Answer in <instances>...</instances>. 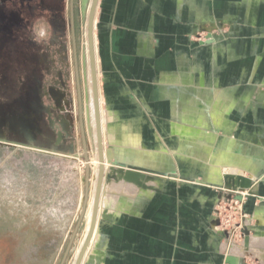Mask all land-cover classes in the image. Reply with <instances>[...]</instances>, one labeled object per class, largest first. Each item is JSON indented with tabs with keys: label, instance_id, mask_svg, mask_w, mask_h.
Instances as JSON below:
<instances>
[{
	"label": "rangeland",
	"instance_id": "374dc122",
	"mask_svg": "<svg viewBox=\"0 0 264 264\" xmlns=\"http://www.w3.org/2000/svg\"><path fill=\"white\" fill-rule=\"evenodd\" d=\"M70 1L0 0V264H60L80 216L85 195V160L78 123L73 46L75 44L83 106L82 43L89 0H73V29ZM218 29L214 36L201 29L191 39L207 43L212 39L217 42L233 39L240 43L239 60L233 66L226 62L216 73L210 72L212 80L205 83L214 97L222 90H233L237 99L233 111L227 110L232 102L227 103L223 118L206 116L210 129L206 141L219 143L224 150L229 144H244L251 163L244 167L238 165L239 168L231 160L222 163L214 155L205 160L196 153V162L176 164V169L169 174L144 172L151 179H145L143 183L151 187L146 182L159 178L160 187L171 180L177 193L188 185L207 189L209 201L205 212L197 207V196L187 201L177 196V222L188 210H193L196 215H206V227L220 244L221 264H227L229 255L237 258L236 264H264V18L241 21L234 35L231 24L225 20L224 26ZM95 32L98 44L97 30ZM212 103L206 107L208 113L212 112ZM103 104L106 105L104 98ZM221 106L220 110L226 105ZM113 116L108 121L110 129L105 147L114 143L119 146L115 147L117 150H124L121 155L127 153L123 155L127 158H123L119 150L112 147L118 160L122 158L121 161L131 164L139 161L135 165L150 164L152 158L147 156L150 151L141 150L135 136L125 130L130 128L132 120ZM68 117L72 124L65 127L63 119ZM158 119L161 117L145 115L137 122L145 123L148 130L145 134H150L149 129ZM179 119L180 123H175L184 124V118ZM190 119L185 117V120ZM84 129L89 158L87 212L94 184L92 166L95 165L91 163L94 153L85 119ZM59 131L62 136L58 141ZM187 133L190 137L199 134L197 131ZM177 135L183 137L185 134L178 132ZM247 141L252 145L249 146ZM161 144L159 137L147 140L149 150L167 151V147ZM203 145L201 148L206 147ZM186 152L179 150L176 154L182 156ZM107 162L104 171L108 166V173L117 169L109 160ZM96 163L98 168L99 160ZM221 165H228L230 169ZM211 167L220 170L216 180L205 177ZM236 167L240 171L234 172ZM189 168L197 175L188 176ZM238 176L249 178V186L240 187ZM111 179L106 178L107 183L103 180L105 188L118 181L124 183L119 191L127 185H134L118 177V181ZM105 196L108 200L111 198ZM112 200L114 203L116 198ZM114 204L103 208H112ZM103 208L101 214H104ZM86 212L64 264H74L75 251L85 233L81 247L84 243L90 221ZM98 233L99 230L83 264L87 263L89 253L94 249L92 246ZM254 237L260 241L251 244ZM241 249L251 253L245 254Z\"/></svg>",
	"mask_w": 264,
	"mask_h": 264
},
{
	"label": "crops",
	"instance_id": "0c3cea01",
	"mask_svg": "<svg viewBox=\"0 0 264 264\" xmlns=\"http://www.w3.org/2000/svg\"><path fill=\"white\" fill-rule=\"evenodd\" d=\"M259 18H264V0H100L96 30L105 106L115 117L132 120L126 130L141 150L151 152L147 156L152 162L144 167L169 174L176 164L196 162V153L205 160L209 156L222 163L231 160L237 167L251 163L244 144H229L224 150L219 143L206 141L210 130L206 116H224L228 102L232 105L227 110H235L237 97L233 90H222L214 97L205 83L212 80L210 72L239 60L240 43L233 39L196 42L191 37L201 29L214 36L224 20L234 35L241 21ZM222 104L226 106L220 110ZM145 115L161 117L150 134H145V123L137 122ZM186 116L191 119L185 120ZM179 118H184V124L175 123H180ZM188 131L199 134L190 137ZM178 132L186 136L179 137ZM153 137H159L167 151L149 150L147 140ZM203 144L206 147L201 148ZM179 150L187 152L177 156ZM237 167L234 172L240 171ZM186 173L197 175L192 168ZM219 174V168L211 167L205 177L216 180ZM146 183L151 187L127 185L116 191L115 204L111 196L108 203L114 206L103 208L86 264H221L220 244L206 227V215L188 210L177 222V196L186 201L197 196V207L206 211L208 190L188 185L177 193L171 180L160 187L159 178ZM254 240L251 244L259 242Z\"/></svg>",
	"mask_w": 264,
	"mask_h": 264
},
{
	"label": "bare ground",
	"instance_id": "6f19581e",
	"mask_svg": "<svg viewBox=\"0 0 264 264\" xmlns=\"http://www.w3.org/2000/svg\"><path fill=\"white\" fill-rule=\"evenodd\" d=\"M91 4H92V0H89V2L87 4V10H86V13H85L86 14V16H85L86 17V19H85L86 22L84 23L85 27L83 29L84 30V33H83V37L84 38H83V43H82V71H81L82 80H83V91H84V95H85V99H84V103H83V117H84V119H85V121L87 123L88 132L90 133L89 142H90V145H91V151L94 153L93 157H92V160H91V163L93 165H95V167L92 166V168H93L92 169V174H93V180H94L93 183L94 184H93V188H92V191H91V194H90V201L88 203V208H87V212H86V216L90 220L89 221V228L87 229L88 232H89V229H90L91 219H92V214H93V202H94L95 191H96V187H97V179H98V175H99L100 165H102L103 177H102V182H101V191H100V195H99V203H98V207H97L95 226H94V229H93L94 230L93 237L91 236L92 239H91L90 243H88L89 245H87V247L85 249V252L83 253V256L81 258L80 264H83L82 262H83V260H85V258H86L85 256H87L86 255L87 251L89 250V247H91L92 242H93L94 237H95V234L97 233L98 225H99V222H100V219H101V209L106 204H109L108 203L109 200L104 198V194H106L108 196V198H109V196L110 197L113 196L114 192H116V191L119 192V190H120L119 188L120 187L122 188V185H124V183L122 184L121 182H119L116 179H114V180L118 181V182H115V183L113 182V184H111V182H110L109 184H111V186L108 184V186H110L109 188H105L106 186L104 185L105 181L107 183L105 175H106L107 171L109 170V166H108L107 171H104L106 169L105 164L108 163L107 162L108 158L106 156V150H105V148H106L105 145H106L107 139H108L107 138V133L109 132V129H110V128H108V121L111 119V117L113 115L109 111H107L105 105L103 104L102 87H101V84H100L101 83L100 66H99V61H98V51H97L96 32H95V30L97 29L96 28L97 27L96 12L98 11L97 8L99 6V0L97 2L96 8H95V14H94V17H93V22H92V35H91V40H90L89 28L88 27H89V15H90V12H91ZM95 97H96V100H95ZM95 101H97V111L95 109V104H96ZM96 112L98 113L99 126L97 124ZM98 128H99L100 139H101L102 161L99 160L100 151H99V146H98V131H97ZM114 145L115 144L113 143L112 147L114 149H116L115 147H117V144H116V146H114ZM97 150H98V152H97ZM122 151L124 152L123 149H122ZM122 151L119 150L118 153H120V156H122L124 158L126 156H123V155L127 154V153H123L121 155ZM97 154H98V157H97ZM114 155H116V153ZM121 159H119V160L117 159V160L121 161ZM98 160H99V165H98V168H97L96 167V164H97L96 162ZM122 162H125V161L123 160ZM127 162L128 161H126V163ZM130 162H132V161H130ZM138 162H135V164L138 163ZM138 165L142 166L140 164H138ZM103 180H104V182H103ZM124 181L134 184L133 182H130V181H127V180H124ZM134 185H136V184H134ZM115 195L113 197H115ZM107 196H105V197H107ZM85 232H86V229H85ZM88 232H87V234H88ZM84 236H85V233L81 237V239H80V241L78 243L77 249L75 251V256H77V257H78V255H79V253H80V251H81V249L83 247V245L81 247V244H82ZM86 237H87V235H86ZM86 237H85V240H86ZM85 240H84V243H85ZM251 240H253V239L251 238ZM254 241H252V242H254ZM80 247H81V249H80ZM234 247L235 246H233L232 249H234ZM230 250H231V248H230ZM239 251L240 250H238V252ZM241 251H242V249H241ZM230 252H232V250ZM77 257H76V259H77ZM75 262H76V260H75ZM75 262H74V264H75Z\"/></svg>",
	"mask_w": 264,
	"mask_h": 264
},
{
	"label": "water",
	"instance_id": "95a60500",
	"mask_svg": "<svg viewBox=\"0 0 264 264\" xmlns=\"http://www.w3.org/2000/svg\"><path fill=\"white\" fill-rule=\"evenodd\" d=\"M98 0H92L91 4V12L89 15V37L91 40V35H92V22H93V17L95 14V8L97 5ZM70 8H71V22H72V29H73V19H72V8H73V0L70 1ZM74 63H75V74H76V83H77V109H78V123H79V128H80V137L82 141V151H83V157L85 160V195L83 198V203L80 211V216L79 219L76 223L75 229L72 232L71 238L69 240V243L67 245V248L65 250V253L63 255V258L61 260L60 264H64L66 257L69 253V250L71 248V245L73 243V239L77 233V230L79 229V226L81 224V221L85 215L86 212V207H87V202H88V194H89V158H88V150H87V142H86V136H85V129H84V119H83V106H82V96H81V88L79 84V75H78V68H77V59H76V52H75V44H74ZM96 100V97H95ZM95 109L97 111V101H95ZM97 115V124L98 123V113L96 112ZM88 127V126H87ZM98 146H99V160L102 161V154H101V139H100V133H99V128H98ZM61 132H58V141L61 139ZM106 156L111 163V165L117 166V169H113L112 173H106L105 178H112V179H124L130 182H133L139 187L142 188H150L147 186L143 181L146 179H151V176L146 175L144 172H149V173H160L159 171H156L154 169H150L148 167L144 166H139V165H134L131 163H126L122 161H118L115 158L114 155V150L112 146L107 147L106 149ZM102 177H103V170H102V165H100L99 168V175L97 179V187L95 191V197H94V202H93V214H92V219H91V225L89 232L87 234L85 243L83 244V247L76 259L75 264H80L81 258L83 256V253L85 252V249L91 239V236L93 234V229L95 226V220H96V213H97V207L99 203V195L101 191V182H102ZM237 183L240 185V187H247L250 184V179L247 177L243 176H238L237 177ZM226 262L227 264H236L237 263V258L233 255H229L226 257Z\"/></svg>",
	"mask_w": 264,
	"mask_h": 264
},
{
	"label": "flooded vegetation",
	"instance_id": "af4514ba",
	"mask_svg": "<svg viewBox=\"0 0 264 264\" xmlns=\"http://www.w3.org/2000/svg\"><path fill=\"white\" fill-rule=\"evenodd\" d=\"M60 95H62V92L60 93ZM63 124L65 125V127H67L68 125L72 124V119L70 117H68V119H63Z\"/></svg>",
	"mask_w": 264,
	"mask_h": 264
}]
</instances>
